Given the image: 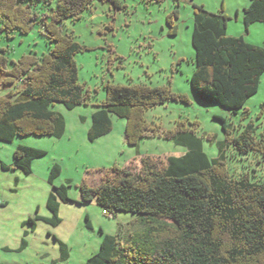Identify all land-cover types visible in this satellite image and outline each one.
Wrapping results in <instances>:
<instances>
[{
    "label": "trees",
    "instance_id": "trees-1",
    "mask_svg": "<svg viewBox=\"0 0 264 264\" xmlns=\"http://www.w3.org/2000/svg\"><path fill=\"white\" fill-rule=\"evenodd\" d=\"M92 1L0 0L1 29L7 37L14 31L27 33L39 24L54 42L48 52L24 54L11 67L7 57L0 55V72L5 74L0 84L15 85L0 95V141L11 142L25 135L61 137L64 118L51 108L60 102L67 109L79 105L97 108L88 130L90 141L109 133L111 116L116 115L126 119L124 138L128 144L162 136L191 148L181 156H144L137 166H113L98 183L83 181L78 185L80 202H96L109 216L118 211L136 213L144 224L129 233L126 241L118 234H104L99 250L84 264H264V180H251L246 174L235 177L222 160L210 161L198 148L200 138L195 130L183 121L173 130H161L158 125L150 126L144 117L147 108L169 100L188 102L185 94L174 92L168 85L107 82L105 98L93 102L95 95L79 82L74 57L86 48L72 35L63 34L60 26L66 18L79 19ZM36 3L54 6L41 13L34 8ZM176 15L173 10L167 17L172 35L177 32L172 24ZM243 21L246 28L255 22L264 24V0H251L244 7ZM227 22L223 12H209L193 4L195 68L191 88L200 101L236 111L258 90L264 72V42L256 45L243 36L229 35ZM223 128L227 141L236 143L241 152L264 156V127L257 134L256 127L248 124L236 137L228 134L224 120ZM44 153L19 144L13 152V166L29 174L33 159ZM10 167L1 163L4 170ZM59 174L60 166L55 163L49 182ZM52 187L46 202L52 216L35 215L23 221L32 230L38 219L58 224L60 201H72L66 186ZM26 245L23 237L18 249Z\"/></svg>",
    "mask_w": 264,
    "mask_h": 264
},
{
    "label": "rangeland",
    "instance_id": "rangeland-1",
    "mask_svg": "<svg viewBox=\"0 0 264 264\" xmlns=\"http://www.w3.org/2000/svg\"><path fill=\"white\" fill-rule=\"evenodd\" d=\"M251 0H120L113 2L93 0L82 11L79 19L66 18L61 32L70 34L81 45L75 54L79 82L95 95L93 102L105 98L104 85L139 84L168 85L176 93L185 94L188 102L169 100L149 107L144 117L147 123L161 130H173L178 121L194 129L200 138L198 148L210 161L222 160L235 177L247 175L251 180H264V156L253 151L241 152L237 144L227 141L223 128L236 137L248 124L256 127L257 134L264 127V72L258 90L247 99L243 108L228 110L216 103L200 101L191 88V75L195 68V51L191 43L193 4L202 5L209 12H223L228 16L227 33L243 36L246 41L262 45L264 24L255 22L245 27L243 9ZM36 3L41 13L51 7ZM172 24L177 32L169 34L168 15L173 11ZM49 21V16L45 17ZM54 42L41 25L35 24L27 33L14 31L11 37L1 29L0 55L8 59L11 67L24 54L41 55L48 52ZM5 74L0 72V83ZM15 88L0 84V95ZM96 90V91H94ZM93 105H80L67 109L56 102L51 108L62 114L65 131L61 137L51 135L16 136L11 142L0 141V162L13 163L17 145L36 147L45 153L33 159L31 172L11 166H0V262L5 264H84L96 253L104 234H118L126 241L129 233L144 227L136 213L118 211L112 216L103 213L96 202H80L78 185L85 181L93 185L113 166H137L144 156H181L191 150L187 145L162 136L145 137L137 144L125 141L126 119L112 115L109 133L90 141L89 113ZM80 114L88 119H80ZM194 121L198 124L195 125ZM0 163V164H1ZM60 166V174L49 182L52 166ZM53 185L66 186L70 202L60 201L56 225L36 220L34 229L23 221L35 215L51 217L46 205ZM27 235L24 236V231ZM27 245L18 250L22 238ZM62 244L65 245L62 248ZM7 246L8 249H3Z\"/></svg>",
    "mask_w": 264,
    "mask_h": 264
},
{
    "label": "crops",
    "instance_id": "crops-1",
    "mask_svg": "<svg viewBox=\"0 0 264 264\" xmlns=\"http://www.w3.org/2000/svg\"><path fill=\"white\" fill-rule=\"evenodd\" d=\"M104 1H109V2H111V0H104ZM116 2L119 4L120 3V0H116ZM80 106V105H79ZM97 108L96 107H94L91 111H90V115H89V118H90V126H91V123H92V114H93V112L96 110ZM80 119H88V116L86 117V116H84V115H82V114H80ZM1 161V160H0ZM1 163V162H0ZM7 165H9V166H13V163H9V164H7ZM0 166H1V164H0ZM4 170V169H3ZM1 204V203H0ZM21 243V242H20ZM19 246H20V244H19ZM3 249H8V247L7 246H4L3 247ZM19 250V249H18Z\"/></svg>",
    "mask_w": 264,
    "mask_h": 264
},
{
    "label": "built area",
    "instance_id": "built-area-1",
    "mask_svg": "<svg viewBox=\"0 0 264 264\" xmlns=\"http://www.w3.org/2000/svg\"><path fill=\"white\" fill-rule=\"evenodd\" d=\"M103 213H104V214H107V211H106L105 209H103Z\"/></svg>",
    "mask_w": 264,
    "mask_h": 264
}]
</instances>
